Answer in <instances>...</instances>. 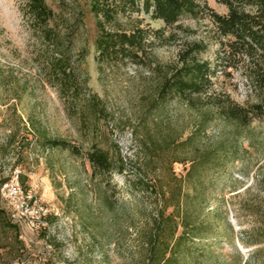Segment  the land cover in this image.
<instances>
[{"label": "rangeland", "instance_id": "1", "mask_svg": "<svg viewBox=\"0 0 264 264\" xmlns=\"http://www.w3.org/2000/svg\"><path fill=\"white\" fill-rule=\"evenodd\" d=\"M207 1L219 13L229 12L222 2ZM46 2L56 13L50 26L58 39L45 36L38 27L28 0L0 3V177H12L16 170L26 173L29 193L53 213L46 227L21 228L20 235L10 208L0 200L5 210L0 213V264H142L130 224L143 225L146 216L157 211L158 202L140 191L134 196L120 173L101 188L86 151L96 144L116 160L120 153L127 175L140 172L147 179L162 176L168 182L170 159L181 157L174 140L181 141V129L188 135L200 111L209 110V97L230 96L242 105L264 99V51L244 48L233 35L221 37L210 12L199 18L184 15L175 25H166L151 13L115 3L119 12L109 22L92 10L93 0ZM100 21L109 31L141 29L145 42L143 50L136 51L139 57L134 52L126 58H101L96 44ZM193 42L207 46L200 59L219 65L212 87L199 99L200 108L179 97L157 100L161 72L180 65L179 53ZM62 56L74 67L79 83L75 91L60 85L54 64ZM212 115L205 141L232 138L231 126L216 112ZM31 120L49 136L72 141L83 154L35 142L22 149L8 145L12 130L18 131V140L25 145L22 136L31 131ZM241 131L244 139L237 159L208 191L212 210L205 217L214 222L218 236L197 242L211 250L203 264H236L238 250L248 259L264 246V242L251 245L240 240L260 225L259 219L264 220V118ZM143 140L161 142L153 148L147 166L138 155ZM188 167L189 163L174 162L179 176ZM114 185L119 192L112 196L113 207H108L97 191L105 189L112 195Z\"/></svg>", "mask_w": 264, "mask_h": 264}, {"label": "trees", "instance_id": "2", "mask_svg": "<svg viewBox=\"0 0 264 264\" xmlns=\"http://www.w3.org/2000/svg\"><path fill=\"white\" fill-rule=\"evenodd\" d=\"M225 4L229 12L221 14L213 9L207 0H93L92 10L98 15H105L106 20L112 22L119 12L115 3L123 6H132L134 10L140 9L151 13L154 19H161L166 25H175L182 16L190 15L194 18L203 16L210 12L212 20L217 25V32L221 37L233 35L244 48L264 51V0H218ZM140 3L142 6H140ZM28 10L38 27L45 30V36L59 38L50 22L55 19L56 13L49 6L46 0H28ZM253 7L251 11L247 7ZM99 36L96 44L100 57H122L126 58L138 49L143 50L145 33L139 29L138 32L128 33L127 31L106 30L103 23L98 22ZM207 46L202 42H193L187 45L179 53L180 65L170 67L161 72V82L157 90V100L168 101L179 97L181 101L194 109H199V99L212 87L213 78L218 74V67L213 66L209 61L202 60L199 53ZM136 58L138 53H134ZM54 66H57L62 89L78 88L72 64L62 56L57 59ZM264 81V75L262 78ZM211 98L209 110L200 111L199 117L195 119L188 135L185 129H181V141H175L176 150L181 151V157L170 159L167 174L168 182H164L162 176L147 179L145 175L136 172L134 176L127 175L126 162L119 153L118 160L114 159L108 150H104L96 144L86 151V157L93 168V176L99 177L101 188L111 185L114 173L125 175L127 187L136 196L141 192L147 198H155L158 202L156 212L146 216L143 225L130 224L135 228L136 241L141 251L142 264H203L209 258L211 250L206 246H199L209 238L218 236L214 228V222L207 219L205 215L210 214L208 191L214 185L217 178L231 162L237 159L240 149V140L244 139L243 131L249 127L255 119L264 118V99L251 105H242L231 99L230 96ZM215 102V103H213ZM218 116L222 121L231 126L232 138L227 135L221 140L208 143L204 135L211 120ZM31 131H27L25 145L18 140V131L12 130L8 137V145L16 149L30 147L32 142L44 148H61L70 150L74 155L79 156L81 149L72 141L62 138L51 137L31 120ZM29 134L33 136L29 138ZM179 140V137L177 138ZM165 140V139H164ZM17 143L19 146L17 147ZM161 145L159 140H143L140 145L141 151L138 155L143 158L146 166L151 160L150 155L153 148ZM189 163L186 174L179 176L174 169V162ZM11 177H0V188ZM20 180L24 188L28 176L20 172ZM97 191V194L106 206L113 207V197L118 194V187L114 185L112 195L104 190ZM0 200H3L0 193ZM128 207L123 210L128 212ZM171 210V211H170ZM5 212L0 208V213ZM53 213L46 216L50 220ZM259 226L246 231L248 237H241L244 244L260 245L264 242V220L259 219ZM21 235V227L13 223ZM129 226V227H130ZM227 229L234 234L233 225L228 222ZM200 248L197 250L196 247ZM264 256V246L257 247L251 257L244 259L242 252L237 251L236 264H264L259 257ZM233 264V262H229Z\"/></svg>", "mask_w": 264, "mask_h": 264}, {"label": "built area", "instance_id": "3", "mask_svg": "<svg viewBox=\"0 0 264 264\" xmlns=\"http://www.w3.org/2000/svg\"><path fill=\"white\" fill-rule=\"evenodd\" d=\"M3 201L11 210L12 217L22 228L37 229L38 226L46 227L49 222L46 216L52 213L51 209L34 199L21 183L20 172L5 182L0 188Z\"/></svg>", "mask_w": 264, "mask_h": 264}, {"label": "clouds", "instance_id": "4", "mask_svg": "<svg viewBox=\"0 0 264 264\" xmlns=\"http://www.w3.org/2000/svg\"><path fill=\"white\" fill-rule=\"evenodd\" d=\"M0 3H2V0H0Z\"/></svg>", "mask_w": 264, "mask_h": 264}]
</instances>
